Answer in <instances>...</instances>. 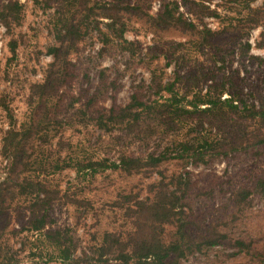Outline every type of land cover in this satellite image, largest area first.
<instances>
[{
  "label": "rangeland",
  "instance_id": "1",
  "mask_svg": "<svg viewBox=\"0 0 264 264\" xmlns=\"http://www.w3.org/2000/svg\"><path fill=\"white\" fill-rule=\"evenodd\" d=\"M173 1L178 11L184 0H18L19 22L8 29L0 24V145L8 127V118L1 103L10 110L16 129L30 116L32 106L28 102L29 85L43 79L44 70L51 60L46 48L53 44L51 28L53 13L62 5L98 6L103 3L138 6L149 15H155L161 5ZM215 9L216 17H204L202 22L210 30L219 31L220 38L202 44L194 33L170 30L159 34L135 18L127 20L124 37L133 43L136 52L120 50L116 42L103 45L95 32H89L69 55L71 64L65 73V81L45 105L38 111L44 113L42 132L51 134L55 121L69 119L70 125L61 129L66 143L70 144L67 155L93 160L106 158L117 160L121 155L144 156L158 154L170 141L192 127L197 135H210L222 143L240 133L246 122L231 120L230 114L221 118L200 114L183 118L176 113H152L143 117L131 132L98 129L90 117L103 113L111 105H123L131 93L144 101L161 100L155 94L159 81L171 83L177 97L192 93L215 94L222 89L220 98L228 96L246 103H259L264 99V13L259 24L248 29L252 15L243 2L226 0H195ZM7 0H0V7ZM261 0L250 3L258 8ZM184 10V9H183ZM249 13V14H248ZM223 29L222 33L220 32ZM246 31H248L246 33ZM14 41V53L9 51V41ZM263 41V42H262ZM262 43L258 47L257 43ZM249 46L246 48L245 44ZM101 50V51H100ZM162 97L169 94L160 91ZM184 101H181L183 103ZM201 122V125L198 124ZM42 137V136H41ZM34 140L32 156L37 160L53 155L56 138L50 143L40 138ZM64 154V152H62ZM202 153L206 151L202 150ZM8 161L0 155V180L8 171ZM165 174L178 173L181 168L170 159L160 165ZM264 169V145L217 156L204 164L188 165L191 190L187 203L191 206L189 228L197 231L209 223L221 220L233 212L230 193L239 186L250 187L254 178ZM156 173L145 176L137 173L125 176L103 170L94 176L76 175L71 169L45 175L47 191L55 196L47 210L46 228L67 230L77 255L89 253L88 249L100 241L104 231L125 235L130 228L126 215L124 195L144 194L146 183L157 179ZM12 202L4 217L5 228L18 230L28 211L23 202ZM228 237L251 240L252 247L264 249V197L253 195L250 205L232 224L222 226ZM41 235L22 231L8 242L20 264L28 263V251H40L42 260L47 258ZM22 243V244H21ZM21 246V250H18ZM231 248L227 241L181 258L176 264H255L245 254L225 256ZM47 264H62L48 260Z\"/></svg>",
  "mask_w": 264,
  "mask_h": 264
},
{
  "label": "trees",
  "instance_id": "2",
  "mask_svg": "<svg viewBox=\"0 0 264 264\" xmlns=\"http://www.w3.org/2000/svg\"><path fill=\"white\" fill-rule=\"evenodd\" d=\"M226 1L243 2L244 8L253 16L248 29L259 24L260 14L264 13V0H261L258 8L250 6L254 0ZM178 7L176 1L163 4L153 16L138 6L107 2L98 6H87L85 3L70 7L62 5L54 11L50 31L54 41L46 48L51 60L44 70L43 79L29 85L28 102L36 101L30 116L16 129L10 110L1 103L8 118V127L1 137L0 155L8 161V171L0 180V222L4 221L11 203L16 200L23 202L28 216L18 230L8 231L4 224H0V264H20L16 251H12L8 242L22 231L39 233L47 255L43 261L40 251H28V263L23 264H47L52 259L62 264H176L179 259L209 250L221 241H227V246L231 248L225 256L242 253L255 264H264V249L252 247V241L247 238L228 237L221 229L236 221L250 205L253 195L264 197V169L254 178L250 187L239 186L231 191L233 212L230 215L197 231L189 228L193 222L189 217L191 206L187 203V197L192 184L189 172L184 171L188 165L204 164L220 155L263 146L264 99L256 105L231 96L220 98L222 89H218L215 94L192 93L191 98L186 99L185 95L177 97L171 83L159 81L155 94L161 100L144 101L136 93H131L125 104L111 105L105 112L90 117L91 122L104 132L120 130L127 133L135 130L139 121L152 113H176L183 118L200 114L221 118L230 114L231 120L237 118L246 122L240 133L224 143L214 136L197 135L189 127L184 135L170 141L158 154L121 155L117 160L72 158L66 154L70 144L66 143L61 132L64 126L71 124L69 119L55 121L57 127L51 134L42 132V137L38 134L41 129L49 128L47 124L41 127L45 114L38 111V107L47 104L65 81V73L71 64L69 55L75 52L77 43L89 32H95L102 46L115 41L120 50L130 53L137 50L124 37L130 18L142 22L155 34L170 30L190 32L201 37L202 44L220 38L219 31L210 30L202 22L204 17H216L215 9L195 0H184L181 6L184 10L178 11ZM19 14L18 0H7L0 7V24L5 29L11 24L17 25ZM8 45L13 54L14 41L10 40ZM245 46L247 48L249 44ZM257 46L262 47V43L258 42ZM160 91L167 92L169 96L162 97ZM198 124L201 125V122L198 121ZM39 137L49 143L56 138V149L53 155L37 160L28 150L32 149L34 140L40 141ZM202 150L206 153H202ZM170 159L177 161L180 172L165 174L160 169V165ZM64 169H71L76 175L87 174L91 177L103 170L125 176L143 173L148 177L156 173L158 177L146 183L142 196L124 195L126 215L130 220V228L124 236L104 231L100 241L88 249L89 253L77 255L67 230L46 228L47 210L55 192L47 191L45 175ZM21 246L18 250L22 249Z\"/></svg>",
  "mask_w": 264,
  "mask_h": 264
}]
</instances>
